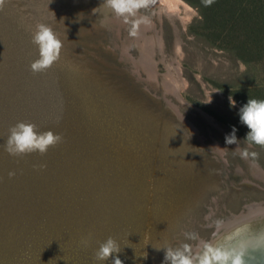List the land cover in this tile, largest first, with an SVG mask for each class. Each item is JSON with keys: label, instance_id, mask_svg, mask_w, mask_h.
<instances>
[{"label": "rangeland", "instance_id": "374dc122", "mask_svg": "<svg viewBox=\"0 0 264 264\" xmlns=\"http://www.w3.org/2000/svg\"><path fill=\"white\" fill-rule=\"evenodd\" d=\"M189 5L181 4L179 13L153 6L141 9L137 18L146 16L150 23H141L137 35L132 36L135 18L124 23L106 0H5L2 8L7 20L15 24L11 30L17 36L16 41H9L11 49L39 48L33 43L37 25L51 27L62 42L60 54L83 77L90 95L108 112V120L122 121L133 132L137 125L133 123L135 116L141 117L136 129L142 139L149 140L148 151L134 148L138 157L132 159L122 178L129 181L122 188L132 185L129 191L137 201L131 216L137 237L131 251L124 248L122 225L103 213V207L114 208L115 204L106 203L101 187L89 192L79 185V167L63 168L72 171L66 179V184H71L69 190H51L34 196L23 193L24 215L19 217L18 235L26 229L25 236L29 235L34 226L43 230L39 241H34V236L21 240L26 248L38 253L50 250L51 256L41 258L42 263L59 264L54 259L57 253L61 264H104L95 260V252L112 237L121 248L114 255H119L124 264H164L165 248L189 244L196 250L202 242L218 237L217 228L222 233L224 227L219 222L232 212L241 211L246 202H264V181L253 175L251 164L241 155L246 150L248 157L264 169V147L246 140L249 129L239 118L243 105L235 96L243 87L259 85L264 89V49L258 48L261 53H253L250 62H245L234 55L222 36L215 41L207 38L198 23L199 9ZM146 46L147 53H143ZM147 54L154 62L148 63L149 67H156L157 73L147 69L143 60ZM169 70L179 81L177 94L165 79ZM230 98L235 101L234 107ZM182 115L196 127L190 126ZM233 126L238 143L226 145L225 135ZM105 144L102 149H107L106 157L102 160L105 166L113 168L118 150L113 142ZM166 153L171 154L165 163L176 172L177 186L153 194L154 185L159 183L158 165ZM126 154L130 160L129 153ZM39 155L33 152L19 156L20 163L25 170L30 169ZM61 162V156L49 162L54 174L63 172ZM106 169L102 171L108 172ZM17 174L21 177L19 171ZM40 200H44V211L35 209ZM108 200L120 202L112 196ZM120 205L117 210H121ZM32 212L57 215L61 225L55 232L52 228L46 230L41 218ZM256 215L264 216L262 212ZM118 218L125 220L124 216ZM154 231L157 235L162 233V237L154 240ZM105 264H112V258Z\"/></svg>", "mask_w": 264, "mask_h": 264}, {"label": "water", "instance_id": "95a60500", "mask_svg": "<svg viewBox=\"0 0 264 264\" xmlns=\"http://www.w3.org/2000/svg\"><path fill=\"white\" fill-rule=\"evenodd\" d=\"M6 15L4 8H0V121H3L5 123L4 126L6 127L5 129L4 126L0 125V165L8 166L6 171H0V178L7 184L6 189H4L3 192L6 191L7 194L17 197L20 202H22L23 193H28L25 191L24 184L22 183L20 176L17 174V171L19 170L14 167L11 168L10 165V162L12 160L15 162L18 157L10 154L6 157L4 154V147L9 134V129L18 122L29 121L40 123L45 129L52 131L54 129H50L51 127L53 128L56 123H62L67 130H65L64 135L60 134L63 138L61 142H66V145L72 144L73 150L69 152L74 153V155L77 156L83 152V148L87 143L91 149L99 154L101 158V160H99V165L101 168H107L105 171L108 172H102L106 175L105 177L107 180L104 182V188H106V190L107 188L109 189V196L115 197L116 200H120V202L118 200H114V202L117 207L121 204V210L119 211L121 212V216H124L123 219L126 220V225H124L125 221L123 220L117 221L119 225H122V233L125 234L123 235V237L125 236V245L128 243L126 240L128 237L126 236H130V228H134L135 226L131 216L135 214V212L132 213V211H134L133 204L136 205L137 201H135V197L132 196V192L129 191L132 185L122 188V185L125 184L127 186L129 183V181L127 183V181L125 182L122 179L125 176L123 173L126 174V172H128V167L132 165V159L138 157L135 155L134 148H146V152L148 151L149 146V140L142 139L140 137L141 133L139 134L136 129V126L141 124L139 123L141 117L135 116L133 123H136L137 125L135 126L132 124V126H135L133 132L130 131L122 121L108 120V112L105 109H102L103 107L99 106L98 101L90 95L91 93L89 92L87 83L82 79L83 77L73 70L71 67L72 63L69 61L67 63V58L62 54H60L59 59L47 70L33 72L31 64L39 58V48H33V50L29 49L28 51L11 49L8 45L9 41L10 39L16 41L17 36L15 35V30H11L15 24L9 22L7 20L9 17ZM169 100L170 99H168V101ZM168 104L171 105L170 102H168ZM9 108H17L16 113L11 115L10 112H8V110H10ZM136 120H138V122ZM185 123L188 125L186 121ZM79 137H81V139H78ZM83 139L86 141L81 144ZM107 141L109 143L113 142L112 146H115V149L118 150V154L115 157L117 164L113 166V168L105 166V160H102L106 157L105 150L107 149L102 148L106 146L105 142ZM60 148L63 149L64 147ZM60 151L65 152L61 149ZM125 152L129 153L131 157L130 160H127V154ZM165 155L161 158L162 164L158 165L160 171L157 181H159V183L154 185L153 194L156 193V190L161 192L163 189L165 192L166 190L177 186L178 178L176 177V172L172 170V168L170 169L168 163H165L166 160H170L171 154L166 153ZM120 158L123 161L120 160ZM43 163V165L46 166L43 168L40 167L42 176L46 170H52L53 168L49 166V161H43ZM19 168L20 171L22 170V173H29V168L25 170L22 165H20ZM10 172H14L15 175L10 177ZM50 184H52V186L55 185L53 182H50ZM69 185L70 184H67V187H65L67 190L71 188H68ZM52 186L49 185L48 191L62 190ZM174 215L175 214H172L171 217H174ZM11 219L10 222L6 221V225L8 226L7 244L10 245L11 248L8 256L5 257L2 248L0 247V264H46L42 263L40 259L45 255L50 257V250L49 252L41 251L38 253L34 251V249L31 250L29 247L26 248V245L23 244L24 242H21V240L27 236H29V238L32 236H25V234H27L26 232L18 235L19 230L17 226L19 217H16L15 214H13ZM44 228L50 230V227L45 225ZM218 230L219 228H217L216 233ZM10 233L14 235L16 234L14 238L10 239ZM42 233L43 230L40 229L38 235H35V241H39L38 237L41 236ZM159 236L162 237V233H160ZM163 239L164 238H162V240ZM55 254L57 258L54 259L57 260V263L61 264V260L58 261V254Z\"/></svg>", "mask_w": 264, "mask_h": 264}, {"label": "trees", "instance_id": "16d2710c", "mask_svg": "<svg viewBox=\"0 0 264 264\" xmlns=\"http://www.w3.org/2000/svg\"><path fill=\"white\" fill-rule=\"evenodd\" d=\"M186 1L199 9L200 19L198 20V23L202 28V31L206 33L207 38L215 41L220 39V36H222V39H224L228 45H231L229 47L234 55L241 58L245 62H250L253 53H261V51L257 50L258 48L261 47L264 49V0H214V3L210 6H205L203 0ZM210 31L212 33H209ZM235 96L238 102L244 105L247 103L248 99L264 100V89L259 85L254 86V88H252V86L247 88L243 87L238 89ZM9 109L10 110H8V112H10L11 115H14L17 111V108ZM31 123L37 126L38 131H48L43 125H40V123ZM4 124L5 123L3 121H0L1 126H4ZM50 129H54L52 130L54 133L57 132L62 135H64L65 130H67L62 123H56V125ZM78 139H81V137ZM85 141L86 140L83 139L81 144H83ZM60 147L64 148L62 149ZM60 149L64 150L65 152L60 151ZM83 149V152L76 156L74 153L69 152L73 150L72 144L66 145V142H60L55 146L49 147L45 154H40L39 158L30 164L29 173H22L20 171L19 166L21 165V159L19 157L15 162L12 160L10 165L11 168L14 167L19 170L21 174L20 179L24 184L26 189L25 191L33 196L35 194H40V191L42 193L47 192L49 185L52 186L50 182H53V180L55 185L52 187L62 190L65 189V187H67L66 179H68V177L72 174V171L70 169L66 170L63 168L68 167L69 165H75L79 167V170L81 171L78 175L80 177L79 185L82 184V188L86 187L89 189V192H93L94 189L101 187L100 192L104 195L106 203L114 205L115 202H112V200L110 202V200H108L110 197L108 195L109 189L107 188L106 190V188H104V182L107 180L105 177L106 175L102 173V168L99 165V160H101L99 154L91 149L87 143ZM4 154L6 157L9 156L7 151L6 153L4 152ZM59 156H61L63 172H57L54 174V172L49 169L46 170L42 176L40 165L44 164L43 161L53 162L56 161V158ZM7 168V165H0V171H6ZM85 184H87V186H84ZM6 185V182L0 178V247L2 248V252L4 253L5 257L8 256L11 248L10 245L7 244L8 226L6 225V221L10 222L12 220L11 217L13 214H15L16 217L24 215L23 201L20 202L17 197L7 194L6 191L3 192V190L6 189ZM70 187L71 184L68 186V188ZM43 202L44 200L36 202L37 208L35 209L44 211ZM117 209L118 208L116 205L114 208H112V206L103 207V213L108 219L117 222L121 220L118 218V216L122 217L121 212ZM32 213V215H34L36 218H41V221H43V226L45 225L50 227L54 231H57L61 225V217L57 215H50L45 212ZM27 230L28 229H26L24 232L21 231L20 233H25ZM38 231L39 229L34 226L29 235L34 236L35 238V235H38ZM130 231V236H126L128 237L126 239L128 243L124 245V248L129 251H131L132 245L134 243L133 241L137 237L136 229L130 228ZM158 231L160 232V230ZM9 235H11V239L14 238L16 234L14 235L10 233ZM152 235L154 240L156 238L158 239L159 235H157L155 231Z\"/></svg>", "mask_w": 264, "mask_h": 264}, {"label": "clouds", "instance_id": "9594fccd", "mask_svg": "<svg viewBox=\"0 0 264 264\" xmlns=\"http://www.w3.org/2000/svg\"><path fill=\"white\" fill-rule=\"evenodd\" d=\"M203 2L205 6H210L214 3V0H203ZM4 3L5 0H0V8L4 6ZM106 3L117 17L123 18L124 23H129L130 18H135L132 21L130 34L136 36L141 23H150L149 18L146 16L137 18L138 12L154 5L156 0H106ZM33 43L39 46V58L31 64L33 72L45 71L59 59L62 42L51 27L38 24L33 35ZM230 102L234 107L235 101L230 98ZM239 118L249 129L245 137L246 140L264 147V100L248 99L247 103L239 109ZM236 132L237 129L233 126L232 131L225 135L226 145H236L238 143L239 139ZM62 139L60 134L51 130L38 131L37 126L31 122H18L9 129L5 150L16 157L33 152H39L43 155L49 147L60 143ZM241 155L247 157L248 152L245 150ZM45 166L40 165V167ZM13 175H15L14 172L9 173L10 177ZM186 235L189 238H195L192 234ZM165 249L164 264H244L242 251L223 244L202 242L196 250H193L189 244ZM120 251L119 244L112 237H108L99 245L94 258L97 261L104 262V264L110 258H112V264H124L119 255H114L120 253Z\"/></svg>", "mask_w": 264, "mask_h": 264}, {"label": "bare ground", "instance_id": "6f19581e", "mask_svg": "<svg viewBox=\"0 0 264 264\" xmlns=\"http://www.w3.org/2000/svg\"><path fill=\"white\" fill-rule=\"evenodd\" d=\"M181 4H183L187 7L190 6L189 3H187L185 0H156V3L152 6L155 9H157V8H160L161 10L167 9L171 12L179 13V9H180ZM167 13H169V12H167ZM170 14H172V13H170ZM151 22H152V20H151ZM151 25H152V23H151ZM142 33H143L142 30H140V34H142ZM142 35H144V33ZM148 47L147 46L143 47L144 48L143 53H145V52L147 53L146 48H148ZM148 52H149V50H148ZM153 56H155V54ZM154 59H155V57H154ZM140 60H142V59H140ZM143 60H144V63L147 65H148V63L153 62L151 54L150 55H148V54L144 55ZM153 63H150V64H153ZM155 65L156 64H154V66ZM152 66L149 67V65H148L147 69L151 68L153 70L154 67H152ZM154 70H156V67ZM153 71H151V72H153ZM154 72H156V71H154ZM172 72H173L172 70L170 72H167L168 74L167 73L165 74V79L167 78L166 81L168 80L167 82H169V84H170V85L169 84L168 85L171 86V88H173L174 92L177 94V93H179V90H178V87L176 86L177 85L176 83L179 84V81L176 82L177 77H176V75L173 76L174 73H172ZM155 74H154V76H157V74L156 75ZM152 78H153V76H152ZM182 116H184V115H182ZM184 118L186 119V121L188 123L191 124L190 126H192L194 128L196 127L187 117L184 116ZM242 152H244V150H242ZM246 159L249 161V164H251L250 167H251V171H252L253 175L264 181V169L257 162H254L253 160H251V158L248 157V155H247ZM261 212L264 214V202L263 201L252 200V201L246 202L244 208L241 211L232 212V214L229 215L226 220L224 219V220L219 222V226L220 225L224 226L223 231H222V233H220V227H218L219 228V233H218L219 236L213 237V239L210 242L214 243V244H219L221 242L223 245H225L227 247H234L238 251H242L244 264H264V222L261 221V219H263L264 216L262 215L263 218H261L262 216L258 217L256 215V214H259ZM217 235H215V236H217Z\"/></svg>", "mask_w": 264, "mask_h": 264}]
</instances>
